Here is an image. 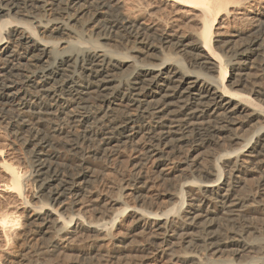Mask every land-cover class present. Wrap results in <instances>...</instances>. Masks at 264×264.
I'll use <instances>...</instances> for the list:
<instances>
[{"label":"bare ground","instance_id":"1","mask_svg":"<svg viewBox=\"0 0 264 264\" xmlns=\"http://www.w3.org/2000/svg\"><path fill=\"white\" fill-rule=\"evenodd\" d=\"M258 61L264 0H0V125L40 203L0 149V192L28 209L20 223L0 201V248L30 242L9 264L74 249L69 264H264ZM122 147L130 182L99 192L91 159ZM149 162L173 189L147 194Z\"/></svg>","mask_w":264,"mask_h":264},{"label":"rangeland","instance_id":"2","mask_svg":"<svg viewBox=\"0 0 264 264\" xmlns=\"http://www.w3.org/2000/svg\"><path fill=\"white\" fill-rule=\"evenodd\" d=\"M154 7H156V5H153L152 8H154ZM165 14H167V13H164V15H162V17L164 19L168 20L171 15H169V14L165 15ZM126 15L128 17H130V18H133V19L134 18H136V19L137 18H143V19L146 18V13L143 10H138V11H133V12H126ZM181 15H183V14H181ZM238 22L239 21L235 22L236 24L235 23H233V24L231 23L227 27L228 31H232L235 28H238L237 26H239L241 29H244V28L246 29V27H247V29L245 31H249V30L251 31L252 28H253V25L247 24V22H246V24H244L245 22L242 23L246 27L244 25H242L241 23L239 24ZM258 62H260V64L257 63L256 64V69L253 70V72L257 71L256 74L254 75V77L259 72L258 75L255 78H257L256 80L260 79L261 81H263L262 84H264V62H262V61H258ZM129 148L130 147H122L120 149V151L117 152L118 155H117V153H114L113 155L111 154V156L110 155L106 156V157H104L105 158L104 160L103 159L101 160L102 162L100 161V158H99V160H98V158L97 159L94 158L95 160L91 159V163L93 162L95 164L94 165L92 163V167H93V170L95 172L94 175H96V177H97V181H96L97 184L95 183V187H97L96 189H98L99 192H102V190H103V192H107L108 191L107 188H109V192H112V189H113V191H117L118 188H119V187L116 188L117 184L119 185V183H120V185H122L123 183L126 184L125 182H127V183L130 182L132 173L134 171V164H135V161H136V156L138 155V153L136 151H134L135 149L132 150L133 148H130V149ZM0 149H3L2 153H7L8 157L10 159V162L12 161L11 163H13L15 165V167L18 168L19 171L22 174H25V176H24V178H26L25 179V183H27V185H28L27 186V195L29 197L28 200L30 202H32L33 205L40 206L39 201L35 200L34 196H33V195H35L36 192H35L33 186H30V185H32V179L33 178H32L31 175L33 173V169L31 167L32 166L31 159H30L28 153H26L27 149H26L25 146H22L18 142H13V140L11 139L9 133L2 127V125H0ZM95 161H97V162H95ZM150 163L151 162L147 163L143 167L144 168L143 171L145 170L144 173L147 172L146 174L149 175L148 176V179H149L148 180L149 181L148 182L149 183L148 184V188L151 187L150 189H147V190H149L147 194H149L151 196L152 194H154V192H156V193L157 192L164 193V192H168L169 189H173L170 181H164V180L162 181L161 178L158 179L157 177H154V176H157V174L156 173L154 174L153 165H152V163L151 164ZM257 177H258L257 175H253V176H250L249 179H250V181L253 184H255V182L257 180ZM98 179H99V181H98ZM166 182H167V184H166ZM115 185H116V187H115ZM114 188H115V190H114ZM3 200H5V203H6V201L8 200V194L6 195L5 193H1L0 192V201H3ZM16 200H19V199H16ZM14 201H15V199L12 200V202L7 201V203L9 202V203H12V204H9L8 205L9 209L7 207L6 210L8 209L7 210L8 213H14V212L16 213L17 212V214L21 215L20 223H24L25 220H26V214L28 212V209L25 207V205H23L21 203L20 200L19 201H15V202ZM128 201H129L128 203L130 205H135L136 204L135 200H133L132 196H129ZM14 203H16V204L14 205ZM90 216H92V215L89 214V217ZM90 218H93V217H90ZM121 220L123 222H121L122 227L120 228V231H122L121 233H123L125 231V228H127L128 224L131 223L130 222L131 219L128 218V217H125V218H122ZM10 233H14V232H10ZM19 239L20 240H18V238L13 239V237H11V239H10L11 242H10V240H8L7 246L5 244L6 242L3 243L4 245L2 244L5 248L1 247L0 248L1 252L0 253L2 254V250L5 253L2 254L3 256L0 254V258H1L0 259V263L1 264H9L8 256L11 255V254L15 255L17 252L23 250V248H25L30 243L28 240L27 241H25V240L22 241L23 239H21V238H19ZM136 240H137L136 242L141 241V239H139V238H137ZM23 242H24V244H27V245L24 246ZM35 242H37V241H33V243H35ZM77 255H79V251L78 250H76V249L67 250V251H65V254L61 253L59 255H54V256H49V257L48 256L40 257L38 262H40V263L42 262V263H45V264H69L71 262L70 259H72V258L75 259L77 257ZM6 257H7V259H6ZM165 262H166L165 260L159 259V257L154 256L153 258L151 257L150 260H148V262L146 264H169L168 262H166V263Z\"/></svg>","mask_w":264,"mask_h":264}]
</instances>
